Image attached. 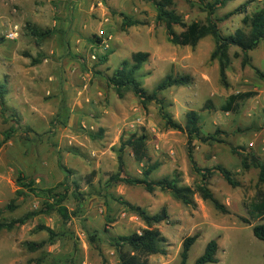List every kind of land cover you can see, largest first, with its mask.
<instances>
[{"label": "rangeland", "instance_id": "1", "mask_svg": "<svg viewBox=\"0 0 264 264\" xmlns=\"http://www.w3.org/2000/svg\"><path fill=\"white\" fill-rule=\"evenodd\" d=\"M174 2L186 24L206 23L208 14L198 0ZM244 4L246 13L224 19ZM262 8L264 0H230L214 16L229 36L238 29L249 31L245 16ZM122 15L139 24L126 28ZM157 15L147 0H0V83L6 87L0 100V222L36 214L26 224L0 232V264H103L104 259L119 264L112 238L146 227L119 199L151 215L168 210L169 220L158 225L168 251L152 256L150 264H180L184 240L195 235L199 238L187 264H195L211 240L219 245L218 262L211 264H264V243L253 234L264 218L253 219L248 210L264 188L258 187L259 170L242 166L249 154L264 163V78L258 74H264V41L247 54L248 63L239 48L230 49L225 88L218 62L211 60L214 38L207 36L196 47L175 45ZM34 26L52 34L36 37L30 30ZM136 52L150 54L138 73L149 93L169 74L192 78L190 85L160 96L177 122L185 126L187 113L195 111L202 134L214 136L207 143L194 140V158L201 170L213 171L207 183L229 213L198 194L194 205H185L169 190L157 188L151 194L142 186L110 182L118 172L122 144L146 133L148 159L137 161L129 147L124 150L128 175L142 178L145 168L158 163L152 181L177 178L180 186L192 188L202 183V173L188 157L186 133L168 128L155 102L145 110L132 91L119 97L109 84L114 71ZM249 91L256 95L236 113L219 110L232 94ZM209 100L216 109L205 108ZM217 166L231 172L239 186H231ZM20 173L40 189L66 192L70 218L46 211L43 194L27 193L17 199V209L9 210L20 189ZM30 242L41 246L30 251Z\"/></svg>", "mask_w": 264, "mask_h": 264}, {"label": "trees", "instance_id": "2", "mask_svg": "<svg viewBox=\"0 0 264 264\" xmlns=\"http://www.w3.org/2000/svg\"><path fill=\"white\" fill-rule=\"evenodd\" d=\"M154 4L157 9V20L159 23H164L166 26L168 40L180 46L196 47L201 40L207 36H212L215 40V49L211 55L212 61H217L219 65L220 81L223 87L228 88V74L227 71L232 64V58L230 56V49L237 47L241 53L245 56L244 63H248L247 54L254 50L261 41H264V8L254 12L251 16H245L244 23L249 26L250 30L238 29L234 34L226 36L221 32L220 21L214 15L220 8L225 7L230 0H214L213 2H207L206 0H198L200 4L205 8L208 16L206 23L192 22L186 24L182 17L178 15L175 10L174 0H147ZM190 1V0H187ZM238 13H246V5H242L234 12L227 14L224 19L231 17ZM124 16V15H122ZM125 17V16H124ZM139 22L131 20L125 17L124 26L131 27L138 25ZM174 26H180L183 28L181 33L174 31ZM33 35L36 37H45L51 35L50 31L43 32L40 28L34 26L30 28ZM102 40L96 38V42L100 43ZM239 56V54H236ZM150 54L146 52H136L132 55L131 60H125L121 66L114 71L113 76L109 79V84L114 88L119 97H123L125 92L132 91L136 95L141 103L143 109H147V106L151 102H155L159 106V112L162 119L165 121L166 126L170 129L177 130L186 133L188 138V157L194 167V169L202 173V183L196 188L190 186H180L177 178L174 180L165 179L163 181H152L149 178L158 169L159 164L149 165L143 171L142 178H136L128 175L125 171L124 165V150L126 147L131 149L134 158L137 161H143L148 159L147 140L148 135L142 133L141 135H133L127 141H125L118 151V172L111 176L110 182L112 183H126L129 185L142 186L148 193H154L157 188L165 191L169 190L173 197L178 201H181L185 205H194V196L198 194L203 201H210L214 207L224 214L229 213V210L215 197L213 191L209 188L208 179L213 174L210 169L201 170L194 158V140H199L202 143L215 141L214 136H204L200 126V116L195 111H190L186 115L187 123L183 126L177 122L174 117L168 112V106L165 99L161 98V93L173 88L184 87L192 83V78L187 75H167L156 87L152 93L142 86V83L138 80V73L142 69L143 65L148 62ZM102 62H107V58H104ZM258 74L264 78V74L258 71ZM6 87L4 83H0V100L3 101L6 93ZM255 92H239L232 94L226 103L222 105L219 110L225 113H236L241 104L253 98ZM206 109H216L214 104L209 100L205 104ZM10 136H7L8 139ZM242 166L245 170H249L252 167L259 170L258 187L264 188V163L256 156L249 154L243 158ZM221 172L227 182L233 186H239V183L232 177L231 172L227 171L221 166L214 168ZM17 184L20 187L16 191V198L12 199L7 208L14 211L18 208L16 204L19 197L32 193L34 195L43 194L48 198V202L45 204L46 211L57 212L64 220L70 218V212L67 206L64 205L67 199L65 193H56V188L40 189L35 185L33 179H29L25 174L20 173L17 178ZM121 204L128 207L129 210L135 212L145 223L146 227L141 232H135L127 236H118L112 238V246L116 249L119 256V264H150L149 259L155 255H165L168 251V240L163 235L158 225L169 220V213L166 208L154 215H151L142 207L135 206L123 199L118 200ZM249 215L253 218H264V190L260 189L257 193L256 201L251 202L248 206ZM34 215V213H28L23 217L13 219L10 222H0V232L4 229L12 230L15 227H20L26 224ZM242 221L246 224H250V220L242 218ZM46 229L50 234L53 231L49 228ZM254 236L264 243V223L258 224L253 228ZM199 235L188 237L184 240L181 252L180 264H187L189 252L193 245L196 243ZM93 243L96 242V235L91 237ZM41 245L37 243H28V249L30 251H36ZM219 245L216 240H211L204 253L196 260L195 264H211L217 263V253ZM103 264H109L106 259L103 260Z\"/></svg>", "mask_w": 264, "mask_h": 264}, {"label": "built area", "instance_id": "3", "mask_svg": "<svg viewBox=\"0 0 264 264\" xmlns=\"http://www.w3.org/2000/svg\"><path fill=\"white\" fill-rule=\"evenodd\" d=\"M103 35H104V32H100V34H99V38L102 40V38H103ZM11 36H13V35H11ZM93 58L95 59V56H93Z\"/></svg>", "mask_w": 264, "mask_h": 264}]
</instances>
